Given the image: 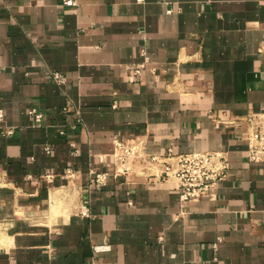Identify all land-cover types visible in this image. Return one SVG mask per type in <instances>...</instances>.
I'll use <instances>...</instances> for the list:
<instances>
[{"label":"crops","instance_id":"0c3cea01","mask_svg":"<svg viewBox=\"0 0 264 264\" xmlns=\"http://www.w3.org/2000/svg\"><path fill=\"white\" fill-rule=\"evenodd\" d=\"M64 1L0 0V264H264L246 139L264 115V0ZM115 137L136 148L126 174ZM204 152L230 171L182 202L163 162Z\"/></svg>","mask_w":264,"mask_h":264},{"label":"built area","instance_id":"2783aa9c","mask_svg":"<svg viewBox=\"0 0 264 264\" xmlns=\"http://www.w3.org/2000/svg\"><path fill=\"white\" fill-rule=\"evenodd\" d=\"M64 4L67 7H72L76 5V0H65ZM145 60L134 70V76H140L141 72L146 68L148 61ZM53 80L59 85L66 82V78L60 74H54ZM30 114L34 115L36 122H41L43 118L42 113L32 110ZM0 117H2L1 111ZM248 123L249 133L246 138L248 143V160L252 163L264 164V115L251 118L248 120ZM79 125H81L80 122ZM60 134L64 136L67 134V131L63 130ZM113 145L114 161L116 164L119 163L121 167L123 166L122 171L115 170V175L117 173L126 174L129 171L128 166L131 164L135 154V145L127 144L117 137H115ZM45 150L47 153H51L49 147H46ZM156 163H158V159L156 157L151 158L150 164ZM162 168L163 179H174L177 183L180 200L188 202L197 201L215 190L219 183L223 182L227 177L230 171V162L224 152L189 153L167 156ZM68 177H72L71 172H68ZM109 178L110 173L92 172L90 186L99 187L104 185ZM83 214H87V211ZM108 250L109 248L107 247L95 248V252L97 253Z\"/></svg>","mask_w":264,"mask_h":264},{"label":"rangeland","instance_id":"374dc122","mask_svg":"<svg viewBox=\"0 0 264 264\" xmlns=\"http://www.w3.org/2000/svg\"><path fill=\"white\" fill-rule=\"evenodd\" d=\"M69 180H73V179H69ZM55 194H56V196H58L59 200L63 199L62 197H67V195L64 194V193L61 194L60 192H58V193H55ZM71 200H72V198H71ZM76 200H77V197L74 196L73 201H76Z\"/></svg>","mask_w":264,"mask_h":264},{"label":"bare ground","instance_id":"6f19581e","mask_svg":"<svg viewBox=\"0 0 264 264\" xmlns=\"http://www.w3.org/2000/svg\"><path fill=\"white\" fill-rule=\"evenodd\" d=\"M135 149H136V148L134 147L135 154H134L133 159H134L135 157H137V156H136V150H135ZM133 159H132V160H133Z\"/></svg>","mask_w":264,"mask_h":264}]
</instances>
